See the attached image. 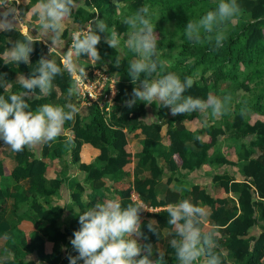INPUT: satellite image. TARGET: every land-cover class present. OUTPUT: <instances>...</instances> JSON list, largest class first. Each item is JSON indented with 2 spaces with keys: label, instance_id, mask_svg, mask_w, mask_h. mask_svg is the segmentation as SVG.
<instances>
[{
  "label": "trees",
  "instance_id": "1",
  "mask_svg": "<svg viewBox=\"0 0 264 264\" xmlns=\"http://www.w3.org/2000/svg\"><path fill=\"white\" fill-rule=\"evenodd\" d=\"M78 0H76L77 2ZM124 3L127 11L119 15L117 3ZM241 12L228 24L226 40L221 47L214 43L193 44L185 36V25L189 20H196L208 10L218 5V0H82L77 2L70 16L72 24L80 27L97 16L104 19L109 28L115 30L119 37L127 32L124 18L137 11L142 5H149L150 11L160 14L161 18L171 22V29L165 37L157 40V49L160 58L166 62V71L175 72L183 81L185 77L193 79V86L185 95L199 97L206 100L209 94L215 95L217 86L223 82L233 83L243 91H249V84L254 87L253 98L242 102L235 99V110L224 125L214 122L203 127L188 130L185 124L192 126L200 119L199 112L172 116L167 107L159 103H136L133 107L126 106L125 101L131 96L134 85L128 77V62L135 58V54H120L118 47L113 49L103 40L97 45L98 51L103 52L102 61L93 67L114 75L116 93L114 104L110 111L99 109L95 104L84 107L85 114H75L67 126L71 131L70 139L61 146L49 147V143L41 145V155L34 156L25 147L21 152H13L12 167L5 172L0 162V237L8 236L15 231L17 245L5 238L4 247L12 251L9 260H0V264H33V261H24L27 254H33L41 264H69L68 256L78 255L70 244L73 232L80 228L79 215L84 207L90 208L97 202L112 199L116 195L122 206L133 203L129 199L131 190L138 194V198L150 206H165L188 199L199 206H208L209 225L205 230L215 231L216 251L222 264H264V227L255 235L249 231L256 225V216L264 222V0H238ZM37 0L33 2V10L25 16H37ZM154 7H153V6ZM20 8V7H18ZM64 20V21H65ZM94 27V26H93ZM30 28L28 32H34ZM70 29L62 26L56 39L68 40ZM27 34H18L16 40H23ZM7 30H0V73L6 74L5 80L9 84L8 92L1 90L0 94L7 97L10 93H19L23 89L13 78L17 74L30 76L41 56L47 57L44 43L39 40L33 44L30 54V64H5L2 53L9 44L5 41ZM133 56V57H132ZM87 56L77 57L81 62L87 61ZM117 58L120 67H115ZM56 63L61 67V75L53 80L58 90L55 95L50 94L31 97L27 100L31 110L39 105L49 103L64 106L74 104L77 107L75 94L69 95L73 88L71 76L62 67L60 60ZM89 64L78 66L77 69L90 68ZM212 77L206 83L205 73ZM197 73V77H193ZM38 93V89L36 90ZM155 110L154 115L149 111ZM210 119V110L207 114ZM164 128L163 135L160 129ZM141 133L140 151L136 155V164L132 166V155L125 150L126 134ZM201 135H206L204 140ZM222 135L239 140L236 158L243 159L237 172L240 178L227 177L224 174H214L212 182L215 187L226 194L231 193L234 198L210 196L200 185H191L181 190L177 186L168 187L161 199H156L154 186L163 174L168 173L167 182L178 169L193 170L201 164L209 162L215 164H229L230 161L222 156L208 157L209 149L214 146ZM166 149L157 153V144L160 141ZM189 140L191 146L184 141ZM4 142L0 140V146ZM70 152V161L84 173V181L88 184L89 192L86 199H82L83 187L76 185L70 193L72 204L78 206L79 211L69 218L60 228L58 220L62 215V208L54 205L43 207L37 198H45L54 193L60 179L54 177L46 181L47 164L44 154L49 151L53 156L58 152ZM158 157L162 158L163 166L158 164ZM148 172V176L141 175V169ZM133 172L130 180H125ZM5 178L12 181L9 187ZM25 179L29 187L22 188L19 181ZM6 185H5V184ZM48 183V184H47ZM47 184V185H46ZM10 189V190H9ZM9 190V191H8ZM108 197L105 196V193ZM10 198L14 209L28 204L27 209L33 213L31 224L34 233L30 236L16 228L17 220L8 221L5 218L3 198ZM167 207L154 213L155 220L160 227L169 231V236L175 233L168 224ZM142 220L139 243H153L161 237L154 235L147 229V221ZM142 251V255H143ZM164 257V264H178L174 249L169 244L160 253ZM158 257V256H157ZM157 257L155 259H157ZM153 259V260H155ZM83 264V261H78Z\"/></svg>",
  "mask_w": 264,
  "mask_h": 264
},
{
  "label": "clouds",
  "instance_id": "2",
  "mask_svg": "<svg viewBox=\"0 0 264 264\" xmlns=\"http://www.w3.org/2000/svg\"><path fill=\"white\" fill-rule=\"evenodd\" d=\"M35 7L42 21V33L45 36L51 34L54 42L62 22L71 15L77 3L76 0H38ZM240 12L238 0H218L215 9L186 23L185 36L193 44L207 42L214 43L217 48L221 47L227 38L228 24ZM123 23L128 28L127 48L135 54L127 68L128 77L134 85L130 98L125 101L127 107L131 108L138 102L149 105L159 103L169 108L172 116L195 112L207 115L210 110V114L215 117L226 111L230 97L221 100L209 94L204 100L185 95L193 86V79L189 76L182 81L175 72L166 71V62L160 58L157 49L158 34L149 5H142L127 15ZM0 30L13 29L6 27ZM101 34H104L103 40L109 47L115 49L119 46V34L97 16L86 30L74 32L72 45L65 53L70 66H76L72 61L73 55H86L96 61L101 59L97 48L102 39ZM37 41L31 36H25L23 40L11 43L3 54V62L30 64L33 44ZM114 66L120 67L118 58ZM61 74V67L54 59L41 56L30 76H17L23 91L10 93L6 97L4 93L8 92L9 84L4 78L6 74L0 73V88L4 89V93L0 94V140L13 152L54 141L61 135L65 123L74 118L78 109L71 103L64 106L45 103L35 110H31L27 103L31 97L50 94L53 80ZM80 74L84 75L82 68ZM75 92H78L77 88L69 89L70 96ZM145 209L139 202L122 206L116 198L97 202L88 208L79 215L80 228L73 232L70 240L78 255L69 254V264H78V261H83V264H164L162 254L153 260L152 245H141L137 239H147L141 231L140 213ZM166 210L168 224L175 233L169 240V246L174 249L178 264H222L220 255L214 251L216 233L212 229L205 230L208 213L203 207L182 199L167 205ZM147 229L154 235H160V226L154 219L147 222Z\"/></svg>",
  "mask_w": 264,
  "mask_h": 264
},
{
  "label": "crops",
  "instance_id": "3",
  "mask_svg": "<svg viewBox=\"0 0 264 264\" xmlns=\"http://www.w3.org/2000/svg\"><path fill=\"white\" fill-rule=\"evenodd\" d=\"M35 0H0V28H6L11 27L13 30L7 31V37L5 38V41H8V45L4 49V52L9 48L10 44L12 43V40L18 35V34H27V36H31L33 38L40 39L44 45H49L52 48V51H46L47 57L56 60H59V58L62 55H65L66 52V42L65 40H58L55 39L54 42H52L53 37L50 35L45 36L42 33V21L40 20L39 16L28 17L25 16L26 13H29L33 10V2ZM38 2V0H37ZM20 7V8H18ZM22 18V20L20 19ZM62 26H67L68 29H70V33L73 31L74 25L71 22V17H69L67 20L62 22ZM87 26V25H86ZM32 28L35 29L34 32H28V30ZM84 28V27H80ZM86 29V28H85ZM2 53V57L3 54ZM68 58V57H67ZM69 60V59H68ZM72 61L75 63V67L77 69L78 66L82 67V64H79V62L76 60V56L73 55ZM17 74L13 81L17 82ZM2 91H4L3 88H1ZM55 95H58L57 88L53 85L52 88ZM82 108V107H76ZM83 109L86 111V109L83 107ZM168 112H170V109H167ZM79 113V109L77 111ZM155 110L153 109L151 112L149 111V114L152 116L154 115ZM213 119V116L210 118ZM208 118L207 115L200 114V119L196 120L193 125L190 126L189 124H185L188 130L197 129L200 127H203L207 124L212 123V121ZM164 132V128L160 129V135L162 136ZM71 137V131L67 126H63L62 133L60 136H58L54 141L49 143V147H56L61 146L62 143ZM143 138V135L141 133H138L137 135H133L132 132H129L126 134V145L125 150L129 151L132 155V166L136 164V155L140 151L141 145L140 141ZM206 138V135H201L200 139L204 140ZM233 141H235L232 137H227L226 135H222L218 138L214 146H212L208 151V157H214V156H222L226 160L233 163V165L229 164H215V163H203L198 168L193 170H185V169H178L174 175H171L170 182L168 183L167 175L168 173L164 170L163 174L160 176L159 180L157 181L156 185L154 186V192L156 199H161L168 187L171 186H177L181 190L189 188L191 185H200L205 189V192L208 193L210 196H221L227 198H234V195H231V193L226 194L221 189L214 186L212 182V176L214 174H224L227 177H234L236 179L240 178V174L237 172L238 168L240 167V164L244 163L243 159H237V151L234 149V145L232 144ZM238 143H240L239 140H236ZM186 145L191 146V148H194L193 145H191L189 140L184 141ZM156 152L161 153L166 149V145L161 140L156 145ZM29 151L34 156H40L41 155V145H38L36 147L28 148ZM12 150L7 145L0 146V162L3 166V170L5 172L9 171L12 167ZM44 160L47 164V170H46V181L48 179H52L54 177H57L60 179V183L58 184L57 188L55 189L54 193L46 196L43 198H37V201L43 206H54L57 205L62 208V215L60 219L58 220V226L60 228H63V226L67 223L70 217H72L74 214H76L79 209L78 206L71 203L70 200V193L74 190L77 184L81 185L83 187L84 192L82 193V199H86V193H88L89 187L88 184L84 181V173L80 171L75 164H73L70 161V152L67 150L58 152L57 155L54 156L50 154L49 151H46L44 154ZM158 164L160 166H163V161L161 157H158L157 159ZM133 172H130L127 176H124L125 180H130L133 177ZM141 175L148 176V172L145 169H141ZM9 178H5V183L11 187L12 181L8 180ZM4 183V184H5ZM22 188L27 189L29 187L28 182L23 179L19 181ZM5 184V185H6ZM48 184V183H47ZM46 184V185H47ZM0 186H1V179H0ZM10 190V189H9ZM8 190V191H9ZM105 193V196L108 197V194ZM137 194V193H136ZM138 195V194H137ZM116 198V195L114 196ZM137 201L133 202H139L142 203L143 206L146 208L145 210H142L140 215L141 219L145 221H149L154 219V213L162 208H166L167 205L160 208L159 206H150L148 204L143 203L137 196ZM3 204L5 209V218L10 220H17L16 228H18L22 233H24L27 236H30L34 233L31 219L34 218L33 213L29 209H27L28 204L25 203V206H20L17 209H14L10 198H3ZM150 206L151 208H148ZM202 207L206 210V212H209L208 206ZM27 209L28 214L26 216H23V210ZM15 210V212H14ZM87 210V207H84L80 210L81 214ZM206 225H209V221ZM264 227V222L261 220L260 217L256 216V225L249 231L250 235H255L258 233L261 229ZM161 237L156 240L155 242L150 244L152 245V259H155L158 254H160L166 247V245L169 244V240L172 239L169 236V231L166 228L160 227ZM9 236H14L15 231L9 232ZM138 239V238H137ZM149 244V243H146ZM3 249L5 251L4 255L1 254L0 260H9L12 257V251L3 245ZM6 256V257H4ZM24 261H33V264H41L33 254H27L25 255Z\"/></svg>",
  "mask_w": 264,
  "mask_h": 264
},
{
  "label": "built area",
  "instance_id": "4",
  "mask_svg": "<svg viewBox=\"0 0 264 264\" xmlns=\"http://www.w3.org/2000/svg\"><path fill=\"white\" fill-rule=\"evenodd\" d=\"M86 30V29H81ZM74 30L69 34L66 43V52L72 45V37ZM49 45H45V50H50ZM52 51V48L51 50ZM65 52V53H66ZM62 67L71 76L73 88H77L78 92H75V100L78 107H86L91 104H95L99 109L106 112L110 111L114 104L113 98L116 93L114 75L108 74V72L102 71L95 67H90L84 70V75L81 76L80 70L70 66V62L66 55H62L59 58ZM137 194L133 190L129 193V199L131 201H137ZM148 208H151L148 206Z\"/></svg>",
  "mask_w": 264,
  "mask_h": 264
},
{
  "label": "rangeland",
  "instance_id": "5",
  "mask_svg": "<svg viewBox=\"0 0 264 264\" xmlns=\"http://www.w3.org/2000/svg\"><path fill=\"white\" fill-rule=\"evenodd\" d=\"M81 1L82 0H78L77 2L81 3ZM117 4L119 6V10H118L119 15H125V12L127 11L125 4L122 3V2L121 3H117ZM20 19L22 20L21 17H20ZM151 19H152L153 24H156L155 31L158 34V37H160V36H164L165 37L167 31H169L171 29V22L170 21H166L164 18H161L160 14L158 12H156V9H155V12L151 11ZM93 20H89L85 24L80 26V27H84V28H80V27H78V26H76L74 24L73 31L74 30H81V29H85V28L87 29ZM227 29H228V26H227ZM127 33H128V28H127V32L123 36H121V38L119 37L120 38V44L118 46V49H119L120 54L125 53L126 55H131V52L127 48V44H126V41H127V38H128L127 37ZM99 53H100L101 57H102V55H104L103 52H99ZM86 58H87L86 62H81L80 60L77 59V57H76V60L79 62V64L83 65L85 63V64H89L92 67L94 65H97L98 63H100L102 61V58L99 61L89 59L88 57H86ZM193 77H197V73L194 74ZM211 80H212L211 75L208 72L205 73L204 81L206 83H210ZM249 86H250V90L249 91H243L242 89L238 88L233 83L223 82V83H221V84H219L217 86L218 91H216L215 96L219 97L221 100H223L224 97L227 96V97H230V100L227 102L226 111L222 115H218V116L213 117L214 122H217L218 124L224 125L226 123V121H228V119L231 117V115L233 114L234 110L236 109L235 108V105H236L235 99L242 102L244 99H248V98H253L254 97L252 93L255 92L254 91L255 88L254 87L252 88V83H250ZM78 109H79V114L80 115L85 114V110L83 109V107L82 108H78ZM210 120L212 121V119H210ZM232 144L234 145V149L237 150V147H238L239 143L235 140V141H233ZM160 208H162V207H160ZM14 212H15V210H14ZM27 214H28L27 209L23 210V216H26ZM6 237L9 238L10 241L13 242L15 245H17V241H16V237L15 236H9V237L8 236H3V237H0V253H3L2 256L5 253V251L3 249V245H4ZM2 256L0 254V258ZM4 257H6V256H4ZM229 264H232V263L229 262Z\"/></svg>",
  "mask_w": 264,
  "mask_h": 264
}]
</instances>
